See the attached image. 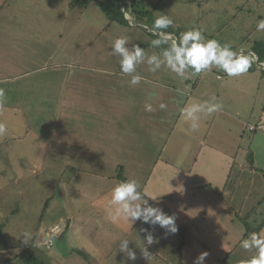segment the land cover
Returning <instances> with one entry per match:
<instances>
[{
    "label": "crops",
    "instance_id": "crops-1",
    "mask_svg": "<svg viewBox=\"0 0 264 264\" xmlns=\"http://www.w3.org/2000/svg\"><path fill=\"white\" fill-rule=\"evenodd\" d=\"M9 1L11 0H4V3L10 4ZM26 20H32L35 28L27 27ZM35 20L4 16L0 23L2 39L10 40V36L19 35V40L15 43L24 41L27 49L39 47L51 51L54 47L51 41L54 36H45V30L39 28ZM55 36L61 35L55 33ZM41 40L44 41L38 42ZM9 45L10 43L5 42L0 51ZM31 57L27 55L23 64L20 62L19 65L5 61L6 58L0 59V88L4 89L5 96L13 94L14 98L17 94L14 100L5 97L4 107L0 109V119H19L26 125V122L31 120L29 112L34 111L42 121L34 126L35 129L25 127L28 130L9 132L12 140L30 138L34 142L35 138L38 142L37 129L41 126L48 129L43 148L45 154L40 156L38 161H34L38 164L27 163L26 166L32 172L37 167L46 168L55 178H58L56 173L65 167L74 170L72 175L63 181V184L73 191L62 199L64 213L57 212L47 217L46 221H54L47 226L42 224L41 227H46V230L41 232L39 229L38 235L42 239L40 237L38 241L43 242L48 234L59 232L60 235L64 232V251L70 254L80 251V256H83L88 264H170L168 244L170 238L173 239L179 234L171 235L159 226L153 229L140 221L133 225L123 221L113 224L106 218L105 212L111 189L119 182V169L121 168L122 176L126 180H137L128 167L140 168L145 160H150L147 165V168H150L152 157L161 151L149 175L140 182L143 194L152 200V206L170 208L171 216L175 207L179 212L182 209L185 214L201 215L204 221L207 216L215 221L220 219L215 226H208V240L201 241L195 248L186 241L180 258L175 255L174 262L194 264L202 253L201 250L209 253L207 259L211 257L212 264H241L242 260L249 257L250 252L245 253L240 247V241L248 235L242 234L236 242L230 238L233 231L230 227L234 225L237 215L233 203L237 189L231 191L227 184L229 173L235 164L230 136L228 138L226 130L227 122L223 119L219 130L218 113L209 117L202 116L198 131L190 132L187 131L190 121H185L180 114V108L185 103L208 100L195 95L198 82L192 87V91L185 95L179 91L185 90L177 83H186L188 80L176 77L166 68L163 73H152L148 71V67H141L145 68L147 73L139 69L138 74L145 77L146 82L131 86L128 82L130 77L119 73L120 69L87 67L92 72L87 73L83 67H79L80 72L74 75L75 67H69V70L66 67V74L58 84L48 81L31 83L26 79L30 75L26 62L30 61ZM155 74L168 80L163 82ZM18 81L25 83L18 85L16 92L14 85ZM51 101H54L55 113L50 121L46 112ZM146 103H151L154 111H145ZM160 103H166L167 109L160 110ZM2 115L6 118H2ZM171 122H176L175 126L178 125L176 132L180 134V138L173 141V151H170L167 159H163L164 151L173 139L169 135ZM19 125L22 126V123L19 122ZM194 142L198 145L196 157L191 168H186L195 154ZM176 147L178 154L177 159H174ZM11 148L15 152V149ZM19 152L22 154L17 155L22 159L27 150L23 147ZM252 155V166L256 167L255 152ZM1 158L5 167L12 165L10 157L5 160L2 156ZM257 200L258 198L255 202ZM260 202L259 200L256 205ZM242 209L243 205L240 211ZM236 217L241 219L239 215ZM224 221H230V225H219ZM183 223L185 222H180V225ZM141 228L148 229L153 234L154 242L147 249L152 256L149 260L141 253L146 235L140 231ZM261 230H264V226ZM122 239L130 241L129 247L135 250L136 261L127 260L118 251L116 254ZM34 243L31 248L38 244L37 241ZM211 249H216V254L212 253ZM2 251L0 264L16 261L17 254L13 255L15 257H3ZM68 258L69 256L63 255L62 258L57 257L55 261L58 262L55 264H65L63 261ZM23 262L24 260H19L15 264ZM207 262L209 261L205 259L204 264Z\"/></svg>",
    "mask_w": 264,
    "mask_h": 264
},
{
    "label": "rangeland",
    "instance_id": "rangeland-1",
    "mask_svg": "<svg viewBox=\"0 0 264 264\" xmlns=\"http://www.w3.org/2000/svg\"><path fill=\"white\" fill-rule=\"evenodd\" d=\"M139 1L145 9L152 12L153 17L157 18L162 14L171 17L174 20V27L180 29L181 32L199 28L206 38H215L221 43H230L234 51L240 49L246 52L252 51L255 42L264 41V32L256 31L257 19L264 18V7L261 6L264 0ZM9 2L11 3L7 4V2L4 3V0H0V23L4 16L34 18L38 22L37 26L45 30V36L51 34L54 36L51 40L54 47L49 51V49H40L39 47L27 49L24 41L15 43L19 40V35L10 36L12 39L5 40L0 34V49L3 48L5 42L10 43L6 49L0 51V59L6 58L5 61L19 65L20 62L23 64L27 55L32 56L31 60L26 62V67L30 68L28 71L30 75L26 79L31 83L48 81L58 84L66 74V67L68 70L69 67H75L74 75L80 72L79 67H83L87 73H92L87 67L119 69V59L110 55L109 52L113 41L121 36L129 38V46L139 44L140 47L146 49L149 55L160 51V49L151 47V41L155 37L140 28L145 25L137 22V26L130 24L128 27H123L117 23H109L95 2L87 8H69L70 0H11ZM127 17L130 19L129 16ZM26 22L27 27L35 28L36 25L32 23V20H26ZM41 22L43 23L41 24ZM55 33L61 36H55ZM42 41L44 40L38 42ZM38 67H40L39 70ZM42 67L43 69H41ZM54 67L64 68L55 69ZM141 67L148 66L140 65L137 72L140 69L147 73L145 68ZM160 72L163 73L164 69H161ZM156 76L163 82L168 80L160 77L161 75ZM187 80L186 83H177L176 81L177 85L185 90L179 89L180 92H184L185 95L189 94L192 87L198 82L195 95L206 99L216 96L224 105L223 111L218 113V127L220 130L223 119L227 122L226 130L228 138L230 136L229 141L232 145L230 147L233 148L234 154L235 164L229 173L230 178L227 184L231 191L237 189L235 199H233L235 206H233L241 219L235 215L234 225L230 227L233 229L230 238L236 242L246 231L242 220H245L251 229H257L264 219V72L258 68L255 61L249 72L240 78H227L223 72L214 68L211 72L201 74L199 77L189 76ZM22 82L24 81L15 83L16 92L17 86ZM13 96V94H9L5 97L11 100ZM16 98L17 94L13 100ZM50 103L46 114L51 121L52 115L55 113V104L54 101ZM29 113L31 120L26 122V125L19 119L17 121L0 119L8 129L5 135L0 136V225L3 227L1 245L6 248L2 251L1 256L15 257L13 255L17 254L16 261L10 264L25 260L29 255L35 256L43 264H55L58 262L55 261L57 257L62 258V255L69 256L67 260L63 261L65 264H88L83 256L75 252L73 254L65 252L62 240H54L49 249L42 245V240L38 241L41 237L38 232L46 230V227H41L42 224L47 226L54 221L53 219L46 221L47 217L57 212L64 213L62 199L73 191L69 190L63 181L69 178L74 170L70 167L61 170L55 169L60 170L56 173L58 178H55V175L46 168L37 167L38 172L36 169L32 172L26 166L27 163L38 164L34 161H38L39 157L45 154L43 148L48 131L45 126L37 129L39 143L35 138L34 142L30 138L12 140L9 137V132H15L18 129L24 131L25 127L35 129L34 126L42 122L34 111L31 110ZM2 118L6 117L2 115ZM19 122L22 123V126L19 125ZM172 122L169 127V135L173 139L164 151L163 159H167L170 151H173L171 146L173 141H178L180 138V134L176 132L178 125L175 126L176 122L173 124ZM250 127H255L256 130L251 132L249 131ZM11 147L15 149V152L11 150ZM23 147L27 152L22 155L21 159L17 154H22L19 151ZM197 150L198 145L194 142L195 154L192 157V162L186 168H191ZM160 152H157L154 158L152 157L150 168H147L150 160H145L140 168L128 167L129 172L137 177L139 184L145 176L149 175L153 165L157 162V155L161 154ZM253 152L256 156V167H250L248 162V160L252 161ZM177 154L176 152L174 159H177ZM1 156L4 160L10 157L9 161L12 165L5 167ZM257 198L258 200L255 202ZM259 200L261 202L256 205ZM242 205L243 209L240 211ZM153 207H159V205ZM45 208H48V212ZM165 209L169 210V213L172 212L168 207ZM181 211L179 212L174 207L172 216L176 217L175 222L178 229L180 226L185 229V242L189 241L192 248L199 246L201 241L208 240L210 237V233L207 232L209 225L215 226L216 222H220V219L215 221L208 216L204 221L201 215H189L185 214L182 209ZM180 222L185 223L180 225ZM219 225H230V221H224ZM51 227L52 225L49 226V229ZM25 231L31 232L32 240L38 242L33 248L29 246L32 240L29 244H24L23 238L20 237ZM203 232H207V234ZM174 237L177 243L179 235ZM176 248L177 245L173 246L170 238V249H168L170 264H178V262H174ZM243 251L247 253L244 249ZM201 252L205 251L201 250ZM211 252L216 254V249H211ZM252 255L253 253L250 252L248 258ZM211 259V257L210 259L206 258L209 262L205 264H212Z\"/></svg>",
    "mask_w": 264,
    "mask_h": 264
},
{
    "label": "clouds",
    "instance_id": "clouds-1",
    "mask_svg": "<svg viewBox=\"0 0 264 264\" xmlns=\"http://www.w3.org/2000/svg\"><path fill=\"white\" fill-rule=\"evenodd\" d=\"M261 6H264V3ZM173 26L174 20L162 14L154 20L151 28L145 29L155 37L151 41V47L160 49L159 52H154L151 55L139 44L129 46V38L126 36L117 37L113 41L109 54L119 59L120 73L130 77L128 82L131 86L139 85L142 81L146 82L145 77L137 72L138 67L142 64H146L148 71L152 73L166 68L182 80H187L189 76L199 77L201 74L211 72L214 68L223 72L227 78L232 79L247 74L257 59L255 54L250 51L246 52L243 49L234 51L230 43H221L215 38H206L199 28L186 30L179 36L174 32L166 31ZM256 31L264 32V18L257 19ZM165 45L166 47H164ZM5 102L4 89L0 88V109H3ZM158 107L160 110H165L168 105L160 103ZM223 108V103L216 96H212L208 100L185 103L180 108V114L185 121H190L187 131L196 132L200 128L202 116L209 117L220 113ZM145 111H154L153 105L146 103ZM7 130V125L0 121V136L5 135ZM105 212L106 218L113 224L123 221L133 225L140 221L153 229L159 226L166 233L175 234L178 231L176 217L166 214L162 208L150 205L149 199L145 198L143 189L136 179H127L116 183L111 189ZM140 231L146 233L141 253L144 258L149 260L152 256L147 249L154 242L153 234L145 228H141ZM58 235L59 232L48 235L45 242L54 240ZM20 237L23 238L24 244H29L32 240V233L25 231ZM129 244L128 239L120 240L116 254L118 251L127 260L136 261V252L129 247ZM240 247L253 253L250 258L242 260L241 264H264V230L249 233L247 238L240 241ZM208 256V252H202L194 264H204Z\"/></svg>",
    "mask_w": 264,
    "mask_h": 264
},
{
    "label": "trees",
    "instance_id": "trees-1",
    "mask_svg": "<svg viewBox=\"0 0 264 264\" xmlns=\"http://www.w3.org/2000/svg\"><path fill=\"white\" fill-rule=\"evenodd\" d=\"M129 1L131 4L132 14L136 22L151 28L154 20L156 19L155 17L152 16V12L150 10L145 9L139 0H129ZM189 1H194V0H189ZM93 2H95L98 5L100 11L104 14V16L106 17L109 23H117L123 27H128L130 25L129 18L125 19V15L130 17V7L126 3L121 4L118 0H70L69 8H75V7L87 8ZM166 31L174 32L175 35L177 36H179V34L181 33L180 29L174 26L172 28L167 29ZM252 51L255 52L260 57L261 62H264V41L255 42L252 46ZM249 156H251V154H249ZM248 162L250 167H253L252 161L248 160ZM263 178H264V173H263ZM117 179L119 181L126 180L122 176L121 169H119V172L117 174ZM145 198L149 199L146 196ZM149 204L152 205L151 199H149ZM165 208L163 209V211L166 214L170 215L169 210ZM242 221L246 229L244 236H247L248 232H254V231L260 232L261 228L264 226V219L259 224L257 229H251L245 220ZM2 229L3 227L2 225H0V252L4 249L1 245V240L3 237ZM177 233L179 234V239L177 243L175 242L174 238L171 239V243L173 244V246L177 245L176 255L178 258H180L181 249L185 244V230L183 228L181 229L179 228ZM63 237H64V232L60 234L57 237V239L62 240ZM34 242L35 241L32 240L29 246L32 247L35 244ZM168 249H170V242L168 244ZM74 252H77L79 255L82 254L80 251H74ZM22 264H43V262L38 258H36L35 256L29 255Z\"/></svg>",
    "mask_w": 264,
    "mask_h": 264
},
{
    "label": "water",
    "instance_id": "water-1",
    "mask_svg": "<svg viewBox=\"0 0 264 264\" xmlns=\"http://www.w3.org/2000/svg\"><path fill=\"white\" fill-rule=\"evenodd\" d=\"M118 1H119L121 4H125V3H126V4L129 5V7H130V19H129L130 24H132V25H136V26H137V22H136V20L134 19V16H133V14H132L130 1H129V0H118ZM125 19H126V18H125ZM127 19H128V18H127ZM140 28L143 29L144 31H146L145 29L148 28V27H146V26H140ZM146 32H148V31H146ZM148 33H150V32H148ZM250 52L254 53L255 56L257 57V59H256V63H257L258 68H259L260 70L264 71V62H261L260 57H259L255 52H253V51H250Z\"/></svg>",
    "mask_w": 264,
    "mask_h": 264
},
{
    "label": "built area",
    "instance_id": "built-area-1",
    "mask_svg": "<svg viewBox=\"0 0 264 264\" xmlns=\"http://www.w3.org/2000/svg\"><path fill=\"white\" fill-rule=\"evenodd\" d=\"M256 129H255V127H250L249 128V131H251V132H253V131H255ZM48 235H50V234H48ZM47 235V236H48ZM47 236H46V238H47ZM46 238L44 239V241H43V245H44V247L46 248V249H49L50 247H52V245H53V241L54 240H48L47 242H45L46 241Z\"/></svg>",
    "mask_w": 264,
    "mask_h": 264
}]
</instances>
